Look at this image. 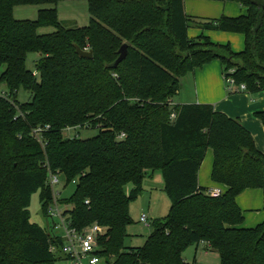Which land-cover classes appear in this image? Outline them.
<instances>
[{"label":"trees","instance_id":"1","mask_svg":"<svg viewBox=\"0 0 264 264\" xmlns=\"http://www.w3.org/2000/svg\"><path fill=\"white\" fill-rule=\"evenodd\" d=\"M60 1L0 0V264L63 259L60 235L29 220L37 190L48 217L49 173L62 176L64 187L75 181L73 193L57 200L70 206L62 210L70 228H105L95 252L105 264H189L183 252L201 242L220 264H264V219L242 227L236 201L245 190H261L264 213V154L237 119L206 104L170 105L180 78L214 60L248 94L264 92V0H207L247 9L218 19L187 16L184 0H86L89 24L72 29L59 24L54 8L33 21L13 17L16 6ZM189 23L241 34L244 48L234 53L205 36L189 39ZM47 26L55 31L37 34ZM123 44L126 56L112 68ZM75 46L92 58H80ZM29 53L39 56L33 71L25 64ZM20 88L30 101H17ZM255 116L264 127V111ZM67 128L98 134L66 138ZM208 149L210 179L225 187L218 196L197 181ZM145 171L161 172L170 207L142 247H125L129 203L142 194Z\"/></svg>","mask_w":264,"mask_h":264},{"label":"crops","instance_id":"2","mask_svg":"<svg viewBox=\"0 0 264 264\" xmlns=\"http://www.w3.org/2000/svg\"><path fill=\"white\" fill-rule=\"evenodd\" d=\"M183 6L187 16L202 19H218L221 16L237 17L247 12L245 7L235 2L184 0ZM187 36L189 39L205 36L209 38L213 44L228 45L230 50L234 53L240 52L244 48V36L241 34L202 30L197 26H192L188 28ZM170 103L172 106L184 104L210 105L214 111L223 113L230 118L237 119L250 133L251 137H253L252 139H254L253 142H255V145L260 150H264V147L258 145L260 139L259 127L261 126L259 121L255 118L256 113L262 112V110L264 111V92L259 93L256 100L246 91H241L236 87L228 88L224 80V74L219 60H214L209 64L196 68L193 72L180 78L179 89L175 94V100L171 99ZM212 158V150L208 149L198 171V185L208 190L218 189L222 193L225 191V187L221 184L213 183L210 179ZM149 175L152 176L153 173L150 172ZM260 200H262L263 211V194L261 190H245L236 199L242 212L251 210L252 207L259 206ZM245 218L246 221L243 222L242 226H245L244 228H252L257 222H261L262 217L258 216L253 219L251 216L245 214ZM199 245L201 244L196 245V247ZM203 247L205 248V246ZM196 250L195 248V251Z\"/></svg>","mask_w":264,"mask_h":264},{"label":"rangeland","instance_id":"3","mask_svg":"<svg viewBox=\"0 0 264 264\" xmlns=\"http://www.w3.org/2000/svg\"><path fill=\"white\" fill-rule=\"evenodd\" d=\"M56 10L57 21L60 25L67 29L84 27L89 24L90 15L88 12V5L86 0H62L55 5H35V6H16L13 9V17L16 20H30L33 21L37 17V12L42 9H52ZM190 24V23H189ZM189 26L192 27L190 24ZM55 31V28L47 26L39 28L37 34H50ZM85 51L88 49L85 48ZM38 54L29 53L26 58V67L28 70H34V63L38 59ZM259 93L250 94L251 97H254L257 100ZM16 99L19 103H26L30 101L31 94L28 91L20 88L17 91ZM175 100V96L172 97ZM172 106V105H171ZM263 111V110H262ZM261 112V111H260ZM259 121L261 127H259L260 139L258 145L264 147V127L260 119L255 116ZM98 134L97 128H83L75 129L70 131H64V137L72 138L76 137L78 139H87L94 137ZM253 138V137H252ZM254 141V139H253ZM254 146L258 152L264 154V150H260L254 142ZM150 171H145L143 174L141 188L143 190L142 194L139 195L135 200L129 203V216L132 223L126 228L127 236L124 239L125 247H142L146 242L150 232L152 222L155 220H160L164 218L170 207V201L165 194L164 179L160 171L153 172V175L150 176ZM59 183L55 186V191L58 194L59 199L68 198L74 191V185L70 184L67 187H64V181L62 176H58ZM133 185L127 184L125 187V193L128 195L132 190ZM40 190H37L31 196L30 206H29V220L31 223L40 226L41 228L47 229L50 233L54 235H62L61 228L57 227L54 229V225L59 224L58 218L46 217L43 212L42 203L39 200ZM259 206L252 207L251 210H245L244 213V222L246 221L245 214L251 216L253 219L261 216V222L264 219V214L262 211V200L259 202ZM61 211L65 209H70L68 205H59L58 207ZM144 214L147 217L148 225L139 221L140 216ZM259 222V223H261ZM256 223V222H255ZM258 222L255 224H259ZM254 226V227H255ZM245 227V226H242ZM205 245H196L188 247L182 254V258L189 264H220L219 256L215 252H211L208 249L204 248ZM195 248L197 249L195 251ZM206 251H205V250ZM54 264H69L66 260H57ZM99 264H105L103 260Z\"/></svg>","mask_w":264,"mask_h":264},{"label":"built area","instance_id":"4","mask_svg":"<svg viewBox=\"0 0 264 264\" xmlns=\"http://www.w3.org/2000/svg\"><path fill=\"white\" fill-rule=\"evenodd\" d=\"M232 72L231 70L229 73ZM225 83L228 88L236 87L241 91H245V86L243 84L235 85V82L232 77L224 75ZM0 97H6L5 90L0 89ZM175 117L174 113L170 115V118ZM75 130V128H67L66 131ZM38 132V130H36ZM123 136V134L121 135ZM58 174L49 173L48 184L51 187L53 192V203L48 207V217L54 219L58 218L59 224L54 226V229L59 227L62 230V235L60 236L63 240V245L59 250V255L62 256L69 264H99L102 260L100 259L95 252L97 251V238L105 232V228L100 226L97 223H93L82 230V232H77L75 229L70 228L66 222L63 212L58 208L59 204L58 194L55 191V186L58 185L59 179ZM75 181L72 182L74 184ZM64 185V184H63ZM208 194L210 196H218L221 192L218 189H209ZM87 203V202H86ZM140 222L144 225H148L147 217L142 214L140 217ZM204 245V243H199ZM51 251H54V247L50 248Z\"/></svg>","mask_w":264,"mask_h":264},{"label":"water","instance_id":"5","mask_svg":"<svg viewBox=\"0 0 264 264\" xmlns=\"http://www.w3.org/2000/svg\"><path fill=\"white\" fill-rule=\"evenodd\" d=\"M75 52L80 58H83V59L92 58V53L90 51L81 50L77 46H75ZM126 52H127V45L123 44L118 50V58L113 63L112 68H116L117 65L125 58ZM105 262H108V260H105Z\"/></svg>","mask_w":264,"mask_h":264}]
</instances>
